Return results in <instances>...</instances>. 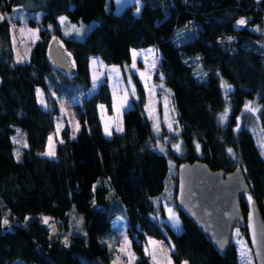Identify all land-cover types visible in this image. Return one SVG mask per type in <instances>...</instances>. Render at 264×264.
<instances>
[{
    "label": "trees",
    "instance_id": "obj_1",
    "mask_svg": "<svg viewBox=\"0 0 264 264\" xmlns=\"http://www.w3.org/2000/svg\"><path fill=\"white\" fill-rule=\"evenodd\" d=\"M140 2L137 14L135 3L114 12L113 0H0L4 16L0 20V222L48 214L59 224L72 207L85 218V236L73 237L68 246L38 219L14 229L0 224V264H93L96 258L108 264L111 257L98 238L110 228L111 202L127 218L132 246L139 254L134 264H154L141 252L147 236L164 240L173 264H239L233 242L220 257L175 204L182 221L180 233L157 217H165L159 200L170 164L177 167L181 161L196 159L212 169L230 171L240 166L249 185L247 195L264 212V157L250 130H235L236 118L248 100L260 105L259 121L264 128V0ZM15 8L27 17L29 26L40 29L28 59L21 63L15 60L12 41ZM61 16L71 22L95 20L96 24L84 38L76 39L64 34L58 21ZM241 18L247 23L238 27L236 21ZM186 29L188 37L178 41V32ZM54 37L61 38L74 59L76 75L59 71L48 60L47 46ZM147 46L160 54L159 75L153 79L170 93L175 138L184 156H176L168 147L163 152L158 148L145 114L147 95L136 75L132 76L137 98L123 112V131H113L111 137L103 132L98 106L105 105L112 114L114 102L105 79L75 105L81 125L77 136L72 138L65 124L55 157L41 155L60 116L50 94L51 89L60 91L65 86L56 81L57 76L83 81L82 62L91 57L123 65L130 63L133 48ZM221 81L233 87L228 99ZM38 88L51 102V109L38 103ZM227 105L230 115L224 124L220 114ZM17 132L27 144L20 160L14 152ZM245 197L241 199L244 213L249 203Z\"/></svg>",
    "mask_w": 264,
    "mask_h": 264
},
{
    "label": "rangeland",
    "instance_id": "obj_2",
    "mask_svg": "<svg viewBox=\"0 0 264 264\" xmlns=\"http://www.w3.org/2000/svg\"><path fill=\"white\" fill-rule=\"evenodd\" d=\"M113 2L115 6L114 12L119 13L125 6L135 3V0H113ZM140 5H141V2L139 6ZM11 15H13L14 17V20H12L11 22V31H12V41H13L15 60L17 61V56L19 55L24 61V60H27L32 45L38 40L40 29L29 26L26 22L27 17L18 8H15ZM0 17H4V16L0 13ZM95 24H96L95 20L90 21V22H71L67 19L66 23L63 25L61 24V26L65 34L66 29H68L70 25H76L77 27H80L81 25H83L84 27H83L81 35H77L74 32H69V34L66 35V36H71L76 39H82L93 28ZM238 27H242V26H238ZM188 35H189L188 29H186L185 31L181 30L180 32H178L176 39L178 41H182L186 39ZM59 40L62 43L61 38H59ZM233 40H234L233 38L231 39L224 38L222 41L230 42ZM228 47L229 45L224 46V48H228ZM261 47L264 49V43L261 44ZM148 49H153L159 57L155 69L151 68L152 57L150 54L147 53ZM133 50H135L138 53H143V55H140L136 58L135 68L132 67V64H133L132 51ZM145 55L148 56L147 62L145 61V58H144ZM94 59L98 61L97 64L95 65L92 64V61ZM71 60L73 64L75 65L74 59L71 58ZM159 61H160V54L154 46H147L144 48H133L131 50V61L130 63H127V64L126 63L123 65L106 64L102 60H100L97 56L91 57L88 62H85V63L82 62L84 74H85V78H84L85 80L83 81H80L77 79L64 80L57 76L56 81L60 82L61 85L62 83H64L65 86L60 91H55L54 89H51L50 91V94L52 98H54L55 103L57 104L58 109L60 111V116L56 118L55 120V129L49 135L53 137V142L55 144V153H56L57 141L60 139V131L64 127L65 124L69 126L71 130L72 138H73L74 129L77 124H79V130L75 131V137L77 136V134L79 133L81 129L80 122L75 112V105L81 101L82 99L81 96L84 94L81 92L84 89H87L86 94L93 92L96 89L97 85L103 82L105 79L108 80L109 84L112 87L114 102H113L112 114H109L107 112L105 105L99 104L98 106L100 119H101V123L103 126V132L105 134V131H104L105 123H108L111 125V133H113V131L121 132V131H117L116 129L118 125L122 126L123 112L126 111L128 108L132 107L134 103L133 101L137 98L136 94L134 96L131 94L132 86H134L132 75H136L138 79L140 80V82L142 83L143 88L147 95V105H146L147 109H145V114L149 118V121L151 122L152 127L154 123H158L159 125L158 133L153 128L154 133H155V138L158 140L159 146H162L164 151L166 147H168L171 149V151L174 154H176V156L180 158L183 157L184 152H183L182 147H180V151H177L173 147V145H176V144H180L181 146V142L179 138H175L176 128L174 127V125L176 124V119L174 116L173 108L171 106V99H170L169 91L166 92L165 88L162 89L160 87H156L158 85L155 83L153 79L155 74L159 75L158 74L159 73L158 71ZM101 64L103 65L102 67H101ZM113 67L119 69L118 74L116 72L110 71ZM141 72H145L147 75L151 76V79L148 80L147 83H148L149 88H154V92H155L154 95H151L149 91L145 88V81L142 80L140 76ZM94 74L98 77V79L95 81V84H96L95 88H93ZM129 78L131 79L132 86L128 84ZM221 88H222L224 96L226 97V99H228L229 93L233 90V87L231 86L230 90H226L222 86ZM125 91L128 92L126 104L124 103L122 99L124 97ZM114 93H115V96H114ZM166 98H167V105H166ZM43 99L45 103L47 104V107H44V105L40 103L39 104L43 108L51 109L52 108L51 102L47 103V101L44 98V95H43ZM250 101L254 102V105L258 107L259 109L261 108L256 100L246 101L241 108L240 114L236 118L235 130H238L241 128H247L248 130H250L255 138V141L261 151L262 156L264 157V150H262L260 147L261 141H264V128L260 125V121H259L260 111L257 112L255 115H253L251 112L246 111L245 104ZM121 104H123L124 106L119 107ZM101 106H103V108H101ZM117 107H119V113L116 110ZM225 109H228V115L226 119L223 121L224 124L226 123L230 115V108L228 105L226 106ZM224 111L220 114V116L224 113ZM149 112L152 113L151 117L149 115ZM169 123L172 124V129H173L172 131H170L168 128ZM58 124L62 125V127H60L59 134L57 135V125ZM111 135L110 136L105 135V136L111 137ZM13 141L15 144L14 152L16 153L17 151H19L20 156L18 160H20L22 158L21 154L24 149L23 145L25 144L23 134L21 132H17L13 136ZM15 141H19V143ZM158 148L160 149V147ZM47 150H48V140H47L44 151L41 152L40 154L42 155V153L46 152ZM171 162L172 161L170 160V163ZM176 171H177L176 165L171 163L168 176L165 179L164 191L159 200L162 208L164 209L165 217H161L159 215L157 218L159 220L166 221L169 224L170 228L175 233H180L182 231V221L178 215V212L174 208V204H175L174 187H175V182L177 181V180L174 181V179L176 177ZM248 196L249 195H246L245 197L246 201H248ZM263 204H264V200H263ZM169 208L172 209V211L175 213L176 218H178L179 227H175L173 225V221L169 219V213H168ZM109 213L112 214V221L110 224V228L106 230L104 233H102L98 238L99 243L102 246H105L107 248L108 255L111 257V260L108 264H128V260H129L128 252L129 251L132 254H134L136 257V259L132 262V264H134L135 261L139 258V254L132 246V236L130 235L129 230H128L127 218L124 215V213L118 208V206L112 202L109 205ZM26 217H28L29 219L27 220L24 219L23 221L8 222V224L5 226L7 229H14L18 226H25L27 222H29L32 219H38L47 227L48 231L51 234L57 236L56 238H59L65 246H68L70 244L71 239L73 237L85 236L84 215L81 212L77 211L76 208L74 207H72L68 211L66 220L60 221L59 224L56 221V219L53 218V216L48 215V214H40L36 216L28 215ZM44 217L49 218L48 224H45L43 222ZM125 238L127 239V242H128L127 247L125 245ZM150 241H153L155 243L150 244L149 243ZM232 242L238 252L239 264H248L249 260H251V264H255L248 239L244 235V232L242 231V229H239V228L234 229ZM146 248L148 249V254H146L145 252ZM153 251H155L156 253L159 264H167L168 259H171L169 247L164 242V240L151 237V236H147L146 241L141 246V252L144 254L145 257L149 258L152 263H154L152 260V256H151V253ZM244 251H246L247 255H242V252ZM15 264H21V263L17 262ZM93 264H107V263L104 262L101 258H96ZM182 264H187V262L183 261Z\"/></svg>",
    "mask_w": 264,
    "mask_h": 264
},
{
    "label": "water",
    "instance_id": "obj_3",
    "mask_svg": "<svg viewBox=\"0 0 264 264\" xmlns=\"http://www.w3.org/2000/svg\"><path fill=\"white\" fill-rule=\"evenodd\" d=\"M46 55L59 71L76 75L77 69L59 38H52ZM175 205L208 241L220 257L232 244L235 228L245 230L255 264H264V212L256 200L243 212L241 199L249 185L240 166L233 170L212 169L196 159L181 161L176 167ZM252 225L249 226V214Z\"/></svg>",
    "mask_w": 264,
    "mask_h": 264
},
{
    "label": "snow or ice",
    "instance_id": "obj_4",
    "mask_svg": "<svg viewBox=\"0 0 264 264\" xmlns=\"http://www.w3.org/2000/svg\"><path fill=\"white\" fill-rule=\"evenodd\" d=\"M135 3L138 5V6L136 7V13L139 14V12H140V10H141L140 7H139L140 0H135ZM0 19H3V17H0ZM66 20H67L66 17H63V16L59 17V22H60L62 25L66 23ZM246 23H247V21H246V19H244V18H241V19H239V20L236 21V24H237L238 26H244V25H246ZM83 27H84L83 25H81L80 27H77L76 25H70V27H69L68 29H66V31H65V35H68L69 32H74V33H76L77 35H81V34H82ZM257 31H259V29H257ZM229 39H231V38H229ZM147 53L150 54L151 57H152L151 68H152V69H155L159 57H158V55L156 54V52H155L153 49H148V50H147ZM140 55H143V53H138V52H136L135 50L132 51V58H133V64H132V67H133V68H135V66H136V58H137L138 56H140ZM144 58H145V61L147 62V60H148V56L145 55ZM197 59H199V58L197 57ZM17 62H18V63L23 62L22 58H21L19 55L17 56ZM97 62H98V61H97L96 59H94V60L92 61V64L95 65V64H97ZM102 66H103V65L101 64V67H102ZM110 71H112V72H116L117 74L119 73V69H118V68H115V67H113ZM140 76H141V79L145 81V88L149 91V93H150L151 95H154V94H155V92H154V88H149L148 83H147V81L151 79V76H150V75H147L145 72H141V73H140ZM97 79H98V77L94 74V76H93V80H94L93 88L96 87L95 81H96ZM160 79H161V81H163V76H161ZM128 84H129L130 86H132V82H131V79H130V78H129V80H128ZM221 86H222L224 89H226V90H230V89H231V86L228 85L227 83H225L224 81H221ZM156 87H160V88L163 89V88H164V85H163V83H161V84H159V85L156 86ZM165 91L167 92L168 90L165 89ZM131 94H132L133 96L136 94V93H135V86H132V92H131ZM169 94H170V93H169ZM114 96H115V93H114ZM127 96H128V92L125 91V93H124V97L122 98L125 104L127 103ZM37 98H38V103L44 105V107H47V104L45 103V101H44V99H43V93L41 92L40 89H37ZM166 105H167V98H166ZM123 106H124V105L121 104L119 107H123ZM119 107L116 108V110H117L118 113H119ZM101 108H103V106H101ZM146 109H147V106H146ZM245 110L248 111V112H251L253 115H255L257 112L260 111V109L254 105V102H251V101H250V102H247V103L245 104ZM149 115H150V117H151L152 113L149 112ZM227 115H228V109H225L224 113L220 116V120H221V122H223V121L226 119ZM60 127H62V125L58 124V125H57V135L59 134V129H60ZM153 128H154V130H155L157 133L159 132V125H158V123H154ZM168 128H169L170 131L173 130V129H172V124H171V123L168 124ZM78 130H79V124H77L76 127H75V129H74L73 138L75 137V131H78ZM116 130H117V131H123V128H122V126L118 125ZM177 130H178V129H177ZM104 131H105V135H109V136H110V135L112 134V133H111V125L108 124V123H105ZM15 142L19 143V141H15ZM60 143H63V140H60ZM23 146H24V147H27V144L25 143ZM158 147H160V151H162V152L164 151V149H163L162 146H159V145H158ZM173 147H174L177 151H180V147H181L180 144L173 145ZM196 147H197V150H199V145H197ZM260 147H261L262 150H264V141H261V143H260ZM228 151H229L230 154H232V149H228ZM15 155H16L17 159H19V156H20L19 151H17V152L15 153ZM42 155L48 156V157H50V158L55 157V155H56V153H55V144H54V142H53V137H52V136H49V138H48V150H47L46 152L42 153ZM248 201H249V204H252V203H253V201H252V197H251V196H248ZM168 213H169V219H171V220L173 221V225H174L175 227H179V220H178V218H176L175 213L172 211L171 208L168 209ZM252 218H253V216H252V214L250 213V214H249V226H250V227H253V225H252ZM25 219L27 220V219H29V218L26 217ZM43 222H44L45 224H48V222H49V218L44 217V218H43ZM0 224H2V225H7V224H8V220H7V219H4L2 222H0ZM50 227H51V226H50ZM149 243H150V244H154L155 242L150 241ZM125 245H126V247L128 246V242H127V239H126V238H125ZM145 252H146V254H148V249H147V248L145 249ZM242 255H247L246 251L242 252ZM128 256H129L128 264H132V262L136 259V257H135V255L132 254L130 251L128 252ZM151 256H152V260H153L154 264H159V261L157 260V256H156L155 251H153V252L151 253ZM118 259H119V258H118ZM167 264H172L171 259H168ZM248 264H251V260L248 261Z\"/></svg>",
    "mask_w": 264,
    "mask_h": 264
},
{
    "label": "crops",
    "instance_id": "obj_5",
    "mask_svg": "<svg viewBox=\"0 0 264 264\" xmlns=\"http://www.w3.org/2000/svg\"><path fill=\"white\" fill-rule=\"evenodd\" d=\"M59 20V19H58ZM29 56V55H28ZM28 59V58H27ZM24 61H26V60H24ZM99 85V84H98ZM98 85H97V87H98ZM96 87V88H97ZM86 91H87V89H84L81 93H86ZM41 106V105H40ZM42 107V106H41ZM44 109H46V108H44Z\"/></svg>",
    "mask_w": 264,
    "mask_h": 264
}]
</instances>
